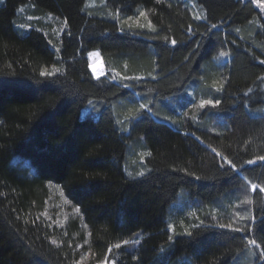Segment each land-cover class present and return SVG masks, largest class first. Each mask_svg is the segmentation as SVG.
Returning a JSON list of instances; mask_svg holds the SVG:
<instances>
[{
  "label": "trees",
  "instance_id": "16d2710c",
  "mask_svg": "<svg viewBox=\"0 0 264 264\" xmlns=\"http://www.w3.org/2000/svg\"><path fill=\"white\" fill-rule=\"evenodd\" d=\"M87 1L0 0V264H264L263 9Z\"/></svg>",
  "mask_w": 264,
  "mask_h": 264
},
{
  "label": "rangeland",
  "instance_id": "374dc122",
  "mask_svg": "<svg viewBox=\"0 0 264 264\" xmlns=\"http://www.w3.org/2000/svg\"><path fill=\"white\" fill-rule=\"evenodd\" d=\"M88 6H93L95 5L92 0L87 1ZM257 6L264 11V4L262 5L257 4ZM21 10V9H20ZM22 11V10H21ZM26 20H32L31 17H33L30 13H24ZM24 20V19H23ZM93 52L89 54L90 61L92 64L98 65V68L95 71L96 74H103L104 69H101L102 66H99V54L96 52L97 57L92 55ZM95 53V51H94ZM225 55L220 54L217 57V62L220 61L221 59L224 60ZM87 111V108H84L82 111V114H85ZM49 187V195L50 198H48L46 202V207L45 210L43 211V216L49 220H52L54 223H57L58 225H63L66 223L68 220L71 219H78L79 220V225L82 229H85L82 219L80 217V212L76 206H74L72 203H70L63 193L62 189L52 183L48 184ZM98 264H108V263H103L100 262Z\"/></svg>",
  "mask_w": 264,
  "mask_h": 264
},
{
  "label": "snow or ice",
  "instance_id": "6c2138e0",
  "mask_svg": "<svg viewBox=\"0 0 264 264\" xmlns=\"http://www.w3.org/2000/svg\"><path fill=\"white\" fill-rule=\"evenodd\" d=\"M254 2H256L257 4H262V3H264V0H254ZM141 15H144V13H141ZM172 43L175 44L176 41L173 40ZM42 74H43V73H42ZM49 75H50V74H49ZM212 103H213V101H211V100H209V101H203L201 106H203L204 104H212ZM215 103L218 104L219 101H216ZM141 107H144V106L142 105ZM217 155H220V154L217 153ZM222 159H225V162H226L228 165H231V167H232L233 169H235L236 166H235V164L232 163L231 160H227L226 157H222ZM259 159L264 160V157H260ZM248 163H249V164H252V163H254V162L250 160V161H248ZM257 187H258V186L255 185V184L252 185V188H253L254 190H255ZM260 191H264V187H261V188H260ZM221 227H229V228H231L232 226H231V225H221ZM233 230L240 231V229H233ZM125 243H127V242H125ZM249 243H250V244H257V241H256L255 239H253V240H250ZM116 247L119 248L120 245L118 244V245H116ZM111 250H112V249L109 248V252H111ZM82 259H83V258H82ZM105 259H107V257H105Z\"/></svg>",
  "mask_w": 264,
  "mask_h": 264
},
{
  "label": "bare ground",
  "instance_id": "6f19581e",
  "mask_svg": "<svg viewBox=\"0 0 264 264\" xmlns=\"http://www.w3.org/2000/svg\"><path fill=\"white\" fill-rule=\"evenodd\" d=\"M92 55H94V57H95V56L97 57V54H96V52H95V53L93 52V53H92Z\"/></svg>",
  "mask_w": 264,
  "mask_h": 264
}]
</instances>
